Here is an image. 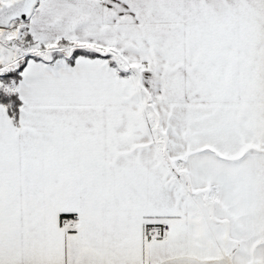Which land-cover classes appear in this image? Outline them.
Here are the masks:
<instances>
[{
  "label": "snow or ice",
  "instance_id": "snow-or-ice-1",
  "mask_svg": "<svg viewBox=\"0 0 264 264\" xmlns=\"http://www.w3.org/2000/svg\"><path fill=\"white\" fill-rule=\"evenodd\" d=\"M0 264H264V0H0Z\"/></svg>",
  "mask_w": 264,
  "mask_h": 264
}]
</instances>
